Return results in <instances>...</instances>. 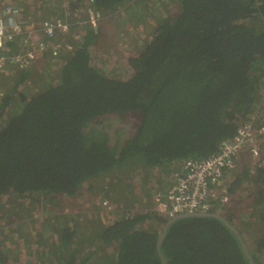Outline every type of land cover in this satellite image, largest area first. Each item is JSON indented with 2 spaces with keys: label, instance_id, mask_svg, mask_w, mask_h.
Instances as JSON below:
<instances>
[{
  "label": "trees",
  "instance_id": "1",
  "mask_svg": "<svg viewBox=\"0 0 264 264\" xmlns=\"http://www.w3.org/2000/svg\"><path fill=\"white\" fill-rule=\"evenodd\" d=\"M83 1L73 0L75 5ZM136 1L94 0V4L107 14L124 6L131 10ZM175 1L177 11L158 24L136 57L129 58L134 73L127 79L108 77L90 63L88 47L97 36L91 28L72 51L62 53L57 84L26 97L17 85L30 70L16 74L15 87L0 104L2 111L16 97L21 103L7 112L0 127V198L7 194L73 198L85 183L93 193L97 180L111 172L165 170L182 159L207 156L234 134L238 117L246 120L264 85V0ZM127 111L138 113L140 123L118 150L103 136L84 132L93 118ZM256 175L239 170L229 193L251 180L264 188V175L260 179ZM104 186L115 184L109 181ZM221 207L216 204L210 211L221 213ZM147 218H154L157 225L139 226ZM166 221L149 213L126 215L99 233L60 221L54 236H44L45 229L34 239L27 232L20 234L34 247L35 258L27 256L26 262L15 264H86L89 259L90 264H162L156 242ZM260 224L263 232L255 239L256 253L249 251L257 264H264L260 259L264 221ZM246 229L251 233L257 228ZM49 237H55V243ZM101 237L115 244L112 252L83 254ZM161 251L167 264H248L236 235L210 216L174 220ZM13 252L6 239H0V264H13L8 261Z\"/></svg>",
  "mask_w": 264,
  "mask_h": 264
},
{
  "label": "rangeland",
  "instance_id": "2",
  "mask_svg": "<svg viewBox=\"0 0 264 264\" xmlns=\"http://www.w3.org/2000/svg\"><path fill=\"white\" fill-rule=\"evenodd\" d=\"M8 2L35 21L54 17L55 14L63 16L61 7L66 6L70 10L73 25L70 33L60 35L59 39L66 43H73V49L88 29L87 14L84 11L90 7L94 9L91 0H84L82 6L75 5L73 0H0V4ZM136 2L138 4L131 7V10L130 8L125 10L127 6H124L118 11L101 15L96 28L97 36L88 47L90 63L99 66L108 77L129 78L134 73L129 58L136 57L143 49L144 41L151 39L158 24L178 9L175 0H138ZM142 17L144 19L140 20ZM73 33L77 35V39L74 38ZM62 55L61 53L56 58H46L29 68V75L17 85L21 94L26 97L31 96L47 86L57 84V73L64 60ZM15 77L14 74L12 78L3 80L4 88L0 92V104L2 99L15 87ZM262 83L264 84V81ZM258 94L260 95L259 102L246 120L255 113L257 115L256 125L264 126V85L260 87ZM18 99L20 98H14L6 110L0 111L2 114L0 127L7 112L12 108L16 110L21 104ZM237 120H239L236 121L237 126L244 121L239 117ZM139 123L138 113L130 111L110 113L87 121L84 132H92L95 134L94 137L103 136L112 149L118 150L135 134ZM257 142L260 149L259 160L252 162L247 156L236 170L228 174L227 184L228 180H234L235 175L242 169H249L253 175L257 174L259 179L261 175H264L262 174L264 173L262 172L264 132L258 136ZM172 169L171 164L165 170L160 167L147 170L142 168L129 171L117 170L108 175L111 176V180L108 176H102V181L98 179L96 182L98 187L93 193L87 190L88 183H85L81 192L73 198L59 195L47 197L42 194H25L19 198H15L12 194L2 196L0 198V239L5 238L6 245L14 250L13 255L8 257V261L15 264L26 262L27 256L32 260L35 258L34 247L31 248L25 238L20 235L23 232H27L32 239L35 238L36 232L43 229H45L44 236L48 234L54 236L58 222L64 221L68 226L96 229L99 233L100 229L108 228L115 219L125 218L126 215L129 217L142 213H149L152 217L158 215L154 209L153 194L171 180ZM109 181L115 186L105 188L104 185ZM259 186L260 184L254 180L250 183H243L235 192L230 193L231 199L224 204L223 208L221 207V214L229 216L238 230L241 228L249 249L254 253H256L255 239L263 232L260 223L264 221V188ZM261 188L263 192H258ZM106 192L109 197L103 195ZM57 214H61L64 218L56 221L54 216ZM156 225L154 218H147L139 226L152 228ZM242 228L257 229L249 233L248 229ZM55 240V237H49V242L55 243ZM114 246V243L104 241L101 237L93 247L85 249L83 254L87 255L90 251L112 252ZM35 247L39 248V245ZM30 252H32L31 256L28 255ZM260 255V259L264 260V251ZM86 264H90V259Z\"/></svg>",
  "mask_w": 264,
  "mask_h": 264
},
{
  "label": "built area",
  "instance_id": "3",
  "mask_svg": "<svg viewBox=\"0 0 264 264\" xmlns=\"http://www.w3.org/2000/svg\"><path fill=\"white\" fill-rule=\"evenodd\" d=\"M86 12V23L95 28L100 11L90 7ZM66 15L35 21L10 2L0 4V92L2 80L15 72L73 49V43L59 39L60 35L69 34L73 25L69 13ZM73 36L78 38L75 33ZM256 120L257 115L251 114L207 156L186 158L176 164L173 181L154 191L155 212L169 219L184 212H211L216 204L228 203L231 195L225 176L236 170L247 156L252 162L259 160L257 138L263 134L264 126L256 125Z\"/></svg>",
  "mask_w": 264,
  "mask_h": 264
},
{
  "label": "water",
  "instance_id": "4",
  "mask_svg": "<svg viewBox=\"0 0 264 264\" xmlns=\"http://www.w3.org/2000/svg\"><path fill=\"white\" fill-rule=\"evenodd\" d=\"M186 216H210L219 219L227 228H229L237 237V240L240 244V247L242 249L243 255L248 261V264H257L249 251L248 245L242 235L239 233V230L232 224L230 223L221 213L219 212H184L181 214H178L172 218L167 219L166 223L163 225L162 230L158 234L157 242H156V248H157V253L158 256L162 262V264H167L166 257L161 251V242L162 239L164 238V235L166 233V230L168 226L176 219L181 218V217H186Z\"/></svg>",
  "mask_w": 264,
  "mask_h": 264
},
{
  "label": "clouds",
  "instance_id": "5",
  "mask_svg": "<svg viewBox=\"0 0 264 264\" xmlns=\"http://www.w3.org/2000/svg\"><path fill=\"white\" fill-rule=\"evenodd\" d=\"M91 2L93 3V5H94V9L95 10H97L96 8H95V4H94V0H91ZM74 3V2H73ZM71 4V3H70ZM82 5H84V3L82 4ZM82 5H79V6H82ZM66 7V6H65ZM65 7H61L62 8V14H63V16H56V17H64V16H67L66 14L67 13H70V10L66 7V9H64ZM98 11H100V10H98ZM86 14H87V12L86 11H84ZM100 13H101V15H103L102 14V12L100 11ZM50 17H52V16H50ZM55 17V16H54ZM69 17H70V20H71V16H70V14H69ZM46 18H48V17H46ZM87 25H88V28H91V29H94L95 30V32L97 31V26L95 27V28H93V27H91L88 23H86ZM99 24V23H98ZM73 50V49H72ZM71 50V51H72ZM67 53V52H66ZM37 64V63H36ZM31 67H33V65L31 66ZM30 67V68H31ZM29 68H27V69H25V70H28ZM22 71H24V70H22ZM21 71H19V72H15L14 74L16 75V74H19ZM14 74L12 75V76H10L8 79H10V78H12L13 76H14ZM5 80V79H4ZM15 80H16V77H15ZM2 82H3V80H2ZM2 86H3V84H2ZM3 88H4V86H3ZM247 120H248V118H247ZM247 120H245L243 123H245ZM243 123H241V124H243ZM240 124V125H241ZM184 159H182V160H180V162L181 161H183ZM179 162H177V163H175L174 164V166H173V168L176 166V164H178ZM173 171V170H172ZM172 171H171V173H172ZM220 213V212H219Z\"/></svg>",
  "mask_w": 264,
  "mask_h": 264
},
{
  "label": "crops",
  "instance_id": "6",
  "mask_svg": "<svg viewBox=\"0 0 264 264\" xmlns=\"http://www.w3.org/2000/svg\"><path fill=\"white\" fill-rule=\"evenodd\" d=\"M173 170V169H172ZM171 170V171H172ZM227 176H228V174L225 176V178H226V183H227ZM234 178H236V175H235V177ZM173 181V175L171 174V180L166 184V185H168V184H170L171 182ZM229 181V183H231L232 181H233V179L232 180H228ZM227 184L228 185V187L230 186V184ZM165 187V186H164Z\"/></svg>",
  "mask_w": 264,
  "mask_h": 264
}]
</instances>
